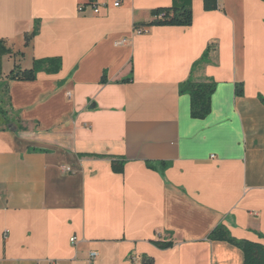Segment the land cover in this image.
I'll return each instance as SVG.
<instances>
[{
  "label": "crops",
  "instance_id": "obj_1",
  "mask_svg": "<svg viewBox=\"0 0 264 264\" xmlns=\"http://www.w3.org/2000/svg\"><path fill=\"white\" fill-rule=\"evenodd\" d=\"M83 2L0 0V40L24 54L2 60L23 129L0 128V264H244L209 234L264 243V1L193 0L190 26L147 25L173 0ZM48 58L59 72L7 78ZM190 77L217 83L204 119Z\"/></svg>",
  "mask_w": 264,
  "mask_h": 264
},
{
  "label": "trees",
  "instance_id": "obj_2",
  "mask_svg": "<svg viewBox=\"0 0 264 264\" xmlns=\"http://www.w3.org/2000/svg\"><path fill=\"white\" fill-rule=\"evenodd\" d=\"M264 1V0H263ZM93 1H86L92 3ZM193 0H173L172 5L168 7H159L152 10L153 19L148 26H190L194 21V12L192 6ZM206 11L219 9V0H203ZM138 26H136L137 28ZM36 33L33 32L27 36V41ZM211 46L206 50L202 59L197 62H209ZM5 55H21L22 52H14L0 40V128L13 129L19 132L23 129L20 118L14 113L10 106V95L7 88V82L4 80L2 60ZM62 68L60 58H48L35 60L31 68H22L20 64H15L7 76L10 80L32 81L37 78L41 71L47 73H57ZM124 81H131V78ZM217 83L213 80L197 81L192 77L180 84V92L188 93L191 96V115L193 118L204 119L211 110L212 95L216 90ZM244 86L242 83L236 84V94L242 95ZM162 166L166 165L162 162ZM125 160L116 158L112 160V168L115 172L122 173L124 171ZM150 168H155L151 163H147ZM211 240L228 241L239 247L244 253V264H264V243L250 239H239L232 235L230 229L223 223H220L209 234ZM160 249H167L174 245L173 241H153ZM142 264H152V260L143 261Z\"/></svg>",
  "mask_w": 264,
  "mask_h": 264
},
{
  "label": "built area",
  "instance_id": "obj_3",
  "mask_svg": "<svg viewBox=\"0 0 264 264\" xmlns=\"http://www.w3.org/2000/svg\"><path fill=\"white\" fill-rule=\"evenodd\" d=\"M86 1H93L92 3H86V2H83L80 4V10L84 11L87 7H92L94 12L95 13H99L100 12V0H86ZM126 1V0H114V6L115 7H119L123 4V2ZM139 32L140 31H143V29H137ZM77 241L76 237H73L71 239V242L72 243H75ZM97 258H98V253L96 251H90L89 252V256H88V259H87V264H96V261H97ZM55 264V263H53Z\"/></svg>",
  "mask_w": 264,
  "mask_h": 264
}]
</instances>
